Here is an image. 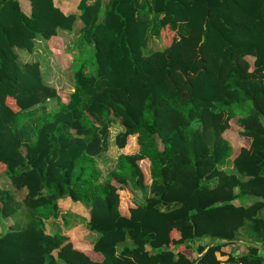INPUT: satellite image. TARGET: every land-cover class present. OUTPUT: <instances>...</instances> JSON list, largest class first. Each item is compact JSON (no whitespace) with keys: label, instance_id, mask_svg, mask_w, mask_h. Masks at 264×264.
Returning <instances> with one entry per match:
<instances>
[{"label":"trees","instance_id":"obj_1","mask_svg":"<svg viewBox=\"0 0 264 264\" xmlns=\"http://www.w3.org/2000/svg\"><path fill=\"white\" fill-rule=\"evenodd\" d=\"M22 1L29 14L0 0V178L26 193L19 202L0 185V220L21 205L29 213L0 234V264L262 263L264 0H78L69 13ZM59 29L93 48L69 51L70 93L16 52ZM153 38L161 49L146 51ZM238 112L245 144L235 148L224 133ZM114 123V145L137 151L104 172L97 161ZM128 184L148 194L126 215ZM66 198L89 208L90 245L75 230L72 240L45 232ZM246 221L257 240L219 259Z\"/></svg>","mask_w":264,"mask_h":264},{"label":"crops","instance_id":"obj_2","mask_svg":"<svg viewBox=\"0 0 264 264\" xmlns=\"http://www.w3.org/2000/svg\"><path fill=\"white\" fill-rule=\"evenodd\" d=\"M19 1L23 12L29 14L30 7L28 3L22 0ZM54 3L63 12L69 13L75 11L78 0H54ZM65 33L66 32L64 30L59 29L57 30L56 37H52L46 41H43L41 39H36L33 50L31 52L22 49H16V52L18 53L20 60L22 62H38L41 71L42 82L44 84L52 86L50 84L52 82H62L63 81L61 77L62 75L58 74L57 71L70 69L68 65H69V61L71 62V59H69L68 57L71 56L69 51L72 50L69 49V47H67L66 45ZM52 87H55L57 90L61 89L59 88L60 86H56V85L55 86L53 85ZM66 91L67 90L65 89L64 92ZM72 91H73V86L71 91H68L67 93H70ZM50 102L54 103V100L48 99L46 100V102L42 103L47 106V110H49L48 104H51ZM119 129L121 130L122 128L120 127ZM108 148H109L108 151L112 153L109 154V152L107 151L108 156L110 157V159L114 161L116 160L117 156L120 153H133L137 151V149H135V146H133V149L128 151L127 145L123 149H118L116 146H113L112 143H110ZM106 158H107L106 155L103 154V156H101L99 159L102 163H105ZM0 185H3L4 188H7L8 190L12 191V193L16 196L17 201L19 202L22 201L26 193L24 189L19 191L14 190V188L9 185V181L6 180L5 178H0ZM126 198L128 200V203L124 206L125 208L123 213L128 215L129 208L134 205L131 202V195L130 197L126 196ZM19 209L20 210L15 215V217H8L2 219L3 221L0 220V234L9 228H22L25 225V222L27 220L26 217L29 211L25 207H23V205H21ZM59 209L60 210H59L58 218L56 219L49 218L45 220V232L48 234H54L56 232L67 234L69 238L72 240L70 233L71 231L75 230L77 233H79L81 241L83 243H87L88 245H90V243H92L95 240L97 234L95 232L88 231L87 229H85L86 220L89 215V208L84 207L80 203L73 204L69 198H66L59 202ZM62 216L67 217V220L69 222L67 226L64 225ZM242 229H240L237 232L236 239L231 244H228L227 246L222 248L223 252H225L226 255L223 257L218 256L219 259L225 260L227 258V255L230 254L233 256H238L246 251L249 241L257 240L256 236L247 237V232H243ZM85 238H88V240H85ZM205 242L207 243L208 241L206 240ZM128 243L129 241H126V243L119 245L118 249H121L123 245H128ZM260 254L264 256V249L260 250Z\"/></svg>","mask_w":264,"mask_h":264},{"label":"rangeland","instance_id":"obj_3","mask_svg":"<svg viewBox=\"0 0 264 264\" xmlns=\"http://www.w3.org/2000/svg\"><path fill=\"white\" fill-rule=\"evenodd\" d=\"M80 26V22H77L74 29L79 27ZM65 40H66V45L67 47H69V49L71 50H74L76 51L78 47V45H80L79 43H81V47L84 49H82L84 52L85 51H88L89 54L92 55L93 53V48L92 47H88L87 45L83 44L82 41L76 37L75 34L69 32V31H65ZM170 36V34H168ZM44 41V40H43ZM162 45L160 43V41H158L157 39H152L150 42H149V46L148 48H146V51H149V50H157V49H161ZM149 49V50H148ZM86 53V52H85ZM86 53V55L88 54ZM87 57V56H86ZM69 59H71V56L68 57ZM88 58V57H87ZM249 62L252 63L253 59L251 57H247ZM66 65V63H65ZM58 74H61L62 76V79L63 81L62 82H52L50 83L52 86L56 85V86H60L59 90H67L66 92L68 91H71L72 89V86H73V79H72V72H71V69H66V70H63V71H57ZM63 90V91H64ZM51 103V102H50ZM53 106V104H48V108L50 109L51 107ZM52 109V108H51ZM236 111V109H234ZM235 113V112H234ZM241 114L238 112L235 114L234 116V120L233 121H230V127L229 129L224 133V136L225 138L230 142L231 145H233V147L235 148H238L242 145L245 144L244 142V139L243 137H241L239 135V127L237 126V123H236V119L240 116ZM121 126L118 124V123H114L111 127H110V135H109V142L112 143L113 146L114 143H113V138L115 136V134L120 130ZM234 139H237L238 141V144H233V140ZM128 143V142H127ZM110 145V144H109ZM128 145V144H127ZM109 149V148H108ZM135 149H137V145L135 144ZM109 154H112L110 151H108ZM108 152L105 153L106 155V159H105V163H102L100 161V159H98L97 163L100 165L101 169L105 172L106 170H108L110 167H112L113 163H114V160L110 159V157L108 156ZM145 161L146 160H142L140 162H138L140 168L142 169L143 173H144V180H145V183L148 185L150 183V178H149V171H148V165L145 164ZM122 192H125L126 193V196H129L131 195V199H135L137 200L138 202L139 201H143L145 196H147L148 192L147 190H134L129 184L127 185V188L122 190ZM258 200V198L256 197H253V196H250V200H246L245 202H243L244 205H248L254 201ZM264 215V214H263ZM262 215V216H263ZM3 221V220H2ZM249 224H251L249 221H246L242 231L243 232H247V237H250V236H255V234L251 231L250 227H249ZM85 240H88V238H85Z\"/></svg>","mask_w":264,"mask_h":264},{"label":"built area","instance_id":"obj_4","mask_svg":"<svg viewBox=\"0 0 264 264\" xmlns=\"http://www.w3.org/2000/svg\"><path fill=\"white\" fill-rule=\"evenodd\" d=\"M257 264H264V261L262 263H257Z\"/></svg>","mask_w":264,"mask_h":264}]
</instances>
